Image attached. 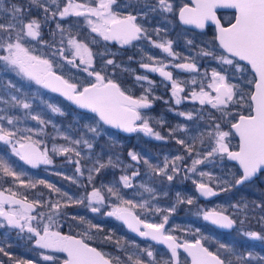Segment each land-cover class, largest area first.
I'll use <instances>...</instances> for the list:
<instances>
[{"label": "snow or ice", "instance_id": "snow-or-ice-1", "mask_svg": "<svg viewBox=\"0 0 264 264\" xmlns=\"http://www.w3.org/2000/svg\"><path fill=\"white\" fill-rule=\"evenodd\" d=\"M55 3L56 0H53ZM85 3H73V0H66L63 7H57L56 11L50 9L39 3V0H29V8L25 9L22 5L13 4L8 8L3 7V0H0V12L3 16L0 17V51L5 52V55H0V61L14 71L22 78L34 82L36 85L44 89H48L53 93H59L68 101L78 106L81 109L89 110L98 117V121L104 125H109L113 128L123 130L127 133L143 132L145 135L154 136L156 139H164L159 132H155L149 126L147 119L142 117L141 109H146L151 106L149 94L151 89H147L144 95L134 98L132 95L121 88L120 84L115 82L107 75L101 74L94 68L95 55H100L103 60V55L97 53L94 55L92 49L87 43L78 40L75 36L69 34L67 45L70 46L71 55L66 56L63 47L57 48L51 53L52 57H62L69 65L80 68L86 72L90 77H94L86 86L78 82H72L70 79H65L63 75L57 74L54 71L53 60L44 58L33 54V49L28 45L32 41H43L41 37V24L36 18H29L31 12V5H36L43 9L45 18L48 14L52 19L59 17L60 20H65L70 16L84 17L91 28L92 33H96L104 41H116L121 45H131L134 41H139L142 38H149L147 29L141 24L137 23L138 16H147V12H140L127 15H120L113 10V5L116 0H91ZM157 9L164 12H174L173 4L170 0H157V4L151 7V11ZM221 10H233V14L227 21L219 15ZM178 17L182 24L186 26H193L196 29L204 30L209 27H214L213 43L218 42V49L220 54L216 51L201 49L199 55L211 57L218 60L220 64L231 66L233 71L243 72L250 71L252 78L247 81L252 85L250 91L245 93L238 85L230 83L228 76L222 74L220 71L212 70L210 76V83L205 86L201 85L200 91L193 90L190 96L184 97L199 101L200 105L210 104L212 108L217 109L222 117H231L228 121V130H223L219 122L212 125L213 131L207 133L210 137V150L204 154L203 158L192 160L190 171L196 172L197 165L202 164L205 160L216 156L220 158H227L237 163L240 169V175L234 180L233 186L242 185L247 181H251L254 177L264 174V0H188L182 6H178ZM95 18L93 20L92 18ZM7 21V22H5ZM56 29L61 34L60 44H64V32L66 31L62 25L57 22ZM159 33V29L155 30ZM55 36V33H53ZM96 40L93 39L92 43ZM155 43V42H153ZM193 41L189 40L188 44ZM54 47V45H50ZM155 47L160 48L170 57L179 58L177 53L173 52L172 42L155 43ZM156 58L149 57V60L154 61ZM186 59V58H185ZM77 60L79 63H77ZM104 65H115L113 59L104 60ZM119 67V65H115ZM140 67L148 69L151 72L159 73L162 77L172 82V96L175 97V103L179 105L181 100V93L184 88L180 83L173 78L171 71H166V66H153L150 63H141ZM183 71L198 73L199 68L195 62H184L174 65ZM207 75V73H205ZM138 81H148L149 85L153 82L148 80L147 76H137ZM195 84L196 80L193 79ZM10 88L15 89L16 85L11 81L8 82ZM19 91V89H17ZM12 101L22 106L23 109H30L31 105L24 100L12 96ZM230 105H238L243 111H236L233 113ZM48 107L54 113L63 114L61 109L55 105L49 104ZM179 115L186 116L188 120L193 119L191 112H181ZM0 117V120H3ZM31 119L38 121L40 125H44L46 121L40 115H32ZM215 119V118H213ZM139 122V124L137 123ZM7 124L13 125L14 118H7ZM179 128V126H178ZM89 130L99 135L97 127H90ZM176 130L170 129V132ZM32 129H24L21 131L18 128H6L0 123V141L7 145H11V151L21 160L37 168L40 165H51L53 160L49 157L48 149L41 147L43 141L33 139L29 133ZM238 138V143L231 147V139ZM65 139H69L67 136ZM176 142L183 145L187 154L191 156L194 148L191 142L186 143L184 139H177ZM202 142V141H201ZM84 143L89 149L93 144L88 140H71V146L54 147L52 152L67 155L74 153L79 157L80 152L76 150L75 145ZM128 155L132 161L147 165L149 170L155 174L164 176L168 181H172L174 175L180 172V168L176 162L181 161L183 157L177 155L171 161V169L169 170L168 158H165L163 166L153 165L148 159L142 158L139 154L130 151ZM199 155V154H198ZM79 165V160L76 161ZM119 164V160L113 161L111 158L107 163L97 159L92 168L87 169L89 182L93 179V173L99 174L105 167H115ZM129 167H132L131 165ZM76 172L80 175L84 173L78 166ZM0 173L4 176L13 177L20 181L21 176L25 175L23 172H17L12 165L5 159L0 158ZM140 173L134 170L131 175H122L119 181L122 182L123 187L133 188L132 183L134 177ZM201 177L211 176L209 173L200 172ZM75 182V180H74ZM37 184L45 185L53 192L61 194L66 197V202L62 205L60 200L53 202L52 200H43L40 198L41 193L32 203H26L27 197L24 200L14 198V195L5 196L0 192V218L3 222L0 227L5 224L19 229L21 232L25 230L29 233V239H35V244L40 249L49 250L51 253H64L66 258L63 259L62 264H112V260L96 247L91 246L86 242L85 238H78L76 235L64 234L58 230V225L54 217L61 214V208L66 207L68 203H84L87 199V206L92 212H99L100 207L105 203V196L102 195L99 188L93 187L92 191L86 195L73 200V197L68 193H61L59 188L53 184L40 179L36 182H29L26 187L36 188ZM87 187L86 185H83ZM106 192L109 196H115L118 203L114 204L110 211H106L109 217H115L117 220L123 221L129 229L138 233L142 237H149L153 241L167 245L171 251L172 258L175 264H180L178 258V249H183L191 258V264H233L230 259L222 258L219 251H210L201 242V239H196L194 242H181L177 237L166 232L165 225L168 222V215H164L161 222H148L141 219L139 215L131 211V208L140 207L142 209L151 211L152 205L145 200L141 204H136L132 199H124L116 186H105ZM148 193H154L151 187L141 185ZM197 189L202 196L211 197L218 193L208 183L201 182L197 184ZM227 191V188L221 189ZM179 197V194H177ZM178 202H186L192 204L193 200L188 198L186 201L178 200ZM5 205L14 206L12 209H6ZM98 205V206H93ZM18 206V207H15ZM47 207L51 214L46 215L43 211H37V208ZM239 207V206H237ZM247 208V204L244 205ZM264 210V205H258ZM160 211L159 208L155 209ZM174 208L168 209V213L174 211ZM33 213H35L33 215ZM47 220L46 223L43 221ZM75 218V217H74ZM83 222V218H80ZM203 219L210 221L212 224L220 228L231 229L237 223L229 215L224 214L223 210L211 209L203 212ZM264 219V218H262ZM35 222V223H34ZM243 224V221H241ZM91 227H98L91 225ZM199 232V229L196 230ZM244 235L255 239L264 241V234L256 231H246ZM107 239H110L107 238ZM219 249L225 250L231 255L235 256L239 264H248L243 255L236 254L234 250L226 244L221 243ZM0 253L5 256L9 255L4 247H0ZM43 255V254H42ZM148 257H153L151 251H146ZM252 253H248L251 257ZM46 261H56L58 258L54 255H43ZM132 264H144L140 258L129 256ZM155 258L153 257V262ZM18 264H31V261H20ZM171 264V262H167Z\"/></svg>", "mask_w": 264, "mask_h": 264}, {"label": "flooded vegetation", "instance_id": "flooded-vegetation-1", "mask_svg": "<svg viewBox=\"0 0 264 264\" xmlns=\"http://www.w3.org/2000/svg\"><path fill=\"white\" fill-rule=\"evenodd\" d=\"M57 1H66V0H56L55 3L50 5L49 7L50 12L56 11L57 7L61 6ZM73 1L77 3L90 2L91 6H94V3H92L91 0H73ZM170 2L173 4L174 7V12L172 13L164 12L159 9H157L156 11H151L150 10L151 7L157 4V0H116V4L113 5V10L118 12L120 15H127L129 12H131L132 14H137L142 11L147 12V16H143V15L138 16L137 23L141 24L145 29H147L149 38H142L139 41H134L133 44L131 45H121L116 41H104L96 33L91 32L90 26L83 17H76V18L68 17L65 20H60V19H52L49 13L48 18L46 19L43 9L36 5H31V12L29 14V17L36 18L40 22L42 29V39L43 41L47 42V43L40 42V44L43 45L46 51L45 57L53 60V64L55 65L54 71H56L57 74L63 75L65 79H70L72 82H78L79 84L85 86L94 79V77H90L86 72L82 71L83 66H81L80 68L73 67L72 65H69L67 61L63 60L62 57L59 56L52 57L51 53L60 47H63L65 49L64 54L66 56L71 55L70 46L67 45V39L69 37V34H71L72 36H75L78 40H82L83 42L87 43L88 46L92 49L94 55L97 53L104 54L103 60L101 59L100 55H95V60H94L95 70L101 71V74L107 75L115 82L119 83L121 88L124 89L127 92V94L132 95L134 98H138L141 95H144L145 91L150 88L151 92L149 94V100L151 101V106L146 109H141L140 110L141 115L142 117L148 120L149 126L152 127L155 132H159L160 135L164 137V139L158 140L154 136H148L145 135L143 132L140 133L139 131L135 132L133 136H126L106 127L105 125H103V123L99 121H98L99 122L98 125H101L103 128L109 129L112 132H115L118 135H120L126 144H132L133 142L139 144L141 150L140 155L145 156L148 159L154 160L153 162L154 165L163 166L165 162V158L171 159L177 155L183 157L182 165L184 167V170H186L187 164H184L183 161L186 160L189 161V159L193 158V156H196V154H200V155L203 154L201 143L204 142V140L206 139L207 133L209 132L208 129H211V125L218 122V117L221 116V113L220 112L218 113L216 109H212L210 105L201 106L199 103L196 102L187 101V103L177 105L175 103L174 96H172V82L162 77L159 73L151 72L148 69L140 67V65L141 63H150L153 66H160L161 64L165 65L166 66L165 70L171 71L173 74V78L180 83L181 87L184 88V92L181 93L180 95L186 97V96H190L193 90L200 91L201 85L203 84V82H205L204 80L208 76V74L205 75V73H208L207 71L213 65V61L211 57L199 55L200 50L201 49H205L209 51L214 50L216 51L217 55L220 54V50L218 49L217 46L218 43L217 42L213 43V37L215 31L214 27H209L206 28L204 31H199L194 28L186 27L180 23L177 14L178 6H182L184 3H187L188 0H170ZM29 6H30L29 4L27 3L25 4L26 9H28ZM232 14L233 11H224V12L220 11L219 13V15H221L224 18L225 22L227 21L228 18L232 16ZM93 19L95 20L94 17ZM57 22H59L62 25V27L66 30L63 36L64 44L59 43V41L61 40V34L56 29ZM156 29L160 30L159 33L155 31ZM53 33H55V36H53ZM93 39L96 40L95 43H92ZM189 40L193 41L191 45L188 44ZM166 41L172 42L173 52L177 53L179 55V58L170 57L167 53L163 52L162 49L155 47V43H165ZM50 45H54V47H50ZM149 57H154L156 59L152 61L149 60ZM107 59H113L115 61V65H119V67H116L115 65L105 66L103 61ZM184 62H195L197 64V67L199 68V72L192 73L174 67L175 64L184 63ZM77 63H79L78 60ZM137 76H147L148 80L152 81L153 83L149 85L148 81H138L136 79ZM193 79L196 80L195 84L192 83ZM204 86H206V83L204 84ZM181 112H185V113L191 112L193 114V119L192 120L185 119V116L179 115V113ZM80 113L90 115L83 112ZM137 123L139 124V122ZM170 129L176 131L170 132ZM178 138L184 139L186 143L188 142L192 143L194 150L191 156L187 154L183 145H180L176 142ZM234 140L236 141V143H238L237 138H234ZM128 150L130 152V149ZM224 161L225 163L223 164L224 166H226V164L228 163L227 159L225 158ZM56 167L59 170V167L58 166ZM37 168L41 169L42 167H37ZM37 168H32V169L35 170ZM144 170H147L148 173L151 172L147 165H145ZM209 170H211L210 173H213V175H217L216 176L217 180H219V183H221L220 185L224 186L226 184L225 181L226 177H222L223 175L222 172L220 173V177H218L219 171L217 166L214 169H209ZM263 175L264 174H261V176L256 180H254L252 183H247L238 190H241L246 186H250L258 182V180ZM156 176L157 175L153 174V181L151 185L154 184L153 182L155 183L157 182ZM180 185H182L184 190L185 189L195 190L194 185L189 184L188 180L185 178V174H184V180ZM215 191L218 192L219 195L221 194V192L217 190V188L215 189ZM194 193H195L194 195H196V197L199 200L203 201L204 203H211V201L215 200L219 196L218 195L217 197L209 200L203 199L197 193V185H196V192L194 191ZM47 197L48 199L51 200L50 195H48ZM210 205L211 204H208V207ZM77 210L79 211V208H77ZM34 214L35 213H33V215ZM50 214L51 211L48 208L46 215H50ZM54 219L56 223H60L61 232L64 234H69V233H65L66 230L65 228H67L64 227V223H66L65 220L61 221L58 217H54ZM43 222L44 223L47 222L46 218ZM236 228H237V224H236ZM10 230H8L7 227H0V239L5 238L9 235H14V237H20V236L25 237L26 235H29V233H26L25 231L21 232L19 229L16 228ZM242 231H244L243 228ZM222 233H226V232H222ZM71 235H75V234H71ZM76 236L81 237L78 235ZM142 242H147V241H142ZM147 243L153 245L150 242ZM164 250L168 253L166 249ZM37 251L40 252L36 253ZM41 253L45 254V251L38 248L30 249L29 256L31 258L29 260L33 264H62L63 259L66 258V256L63 253H55L51 255H54L58 258L56 261H46L44 259H41L42 256ZM183 257H185V259L187 258L183 253H181L180 264H181V259H183ZM169 260L173 261L170 255H169ZM188 264H189V260H188Z\"/></svg>", "mask_w": 264, "mask_h": 264}, {"label": "rangeland", "instance_id": "rangeland-1", "mask_svg": "<svg viewBox=\"0 0 264 264\" xmlns=\"http://www.w3.org/2000/svg\"><path fill=\"white\" fill-rule=\"evenodd\" d=\"M21 2L23 3V5L21 4ZM57 2L61 5L60 7H63L62 5H64L66 3V1H57ZM26 3L29 4V0H3V7L8 8L13 4L22 5L25 7ZM39 3H42L49 8L50 5L53 4L54 2H53V0H39ZM73 3H77V2L73 1ZM2 16H3V13L0 12V17H2ZM70 17H75V16H70ZM56 19H59V17H57ZM5 22H7V21H5ZM40 32H41V37H42V29L41 28H40ZM28 46L33 49L34 55H39V56L46 58L45 57L46 51H45L43 45L40 44L39 41H32L31 44H29ZM5 54H6L5 52L0 51V55H5ZM212 61H213V65L207 71L208 76L204 80L205 82H203V84H202L203 86L205 83H206V86L208 83H210L211 72L214 68L216 71H220L222 74L228 76L229 82L238 85V87L240 89H242L245 93H247L248 91L251 90L252 85L247 83V81L252 78V75L249 71L246 70L243 72H236V71H233L231 66L220 64V62L218 60H215V62H214V59H212ZM216 62H217V64H216ZM1 63L4 66L3 70L5 72L4 73L0 72V104H2V103L6 104V102L8 100H12V96H16L18 99L22 100L23 96L26 95V93L28 92L27 90L34 92V90H37V89L40 91V88L43 90V92L40 93L41 96L43 98H46L45 92H44V91H46L45 89H43L39 85H36L34 82L28 81V80L22 78L21 76L17 75L14 71H12L10 68H8L4 64L3 61H0V64ZM54 68H55V65H54ZM11 74H13V78H12ZM4 76L6 79H3ZM9 81H11L13 84L16 85L15 89L10 88L8 86ZM21 83L22 84L26 83L25 85H23L25 88L21 87ZM206 86H205V88H206V90H208ZM17 89H19V91H17ZM196 92H199V91H196ZM184 97L185 96H181L182 102L180 104L187 103V101L199 103V101L191 100V99H185ZM27 103H29V102H27ZM209 105L210 104H208V105L205 104V105H201V106H209ZM229 108L232 109L233 113H235L236 111H243V109L238 105H230ZM212 109H214V108H212ZM216 111L219 113V111L217 109H216ZM1 113H2V110L0 108V114ZM55 115L61 116L63 114L55 113ZM1 117H3L4 119L0 120V123H2L4 126L6 124V127L8 126V128H19L14 124L13 125L7 124L8 116L6 117L5 114L1 115ZM20 118H22V117H20ZM76 118H78V117H76ZM185 119H187L186 116H185ZM230 119H231V117H222V116L218 117V122H220L221 128L223 130H228V121ZM22 120H23V118H22ZM22 120L20 123V127H21L20 130L23 131L26 128L30 129L29 127L22 124ZM74 120H76V119H74ZM23 121L26 122V119H24ZM27 122H30V119L27 118ZM212 125H211V129H208L209 132L213 131ZM95 127L98 128L99 135L91 132L90 130H87V136L90 134L89 142H91L94 146L91 149H89L87 147V145H85L84 143H81L79 145H75L76 150L80 152V156L77 157V156L73 155L72 159H69V160L67 158L65 159L64 158L65 155H63V154L52 152V149L54 147H59V146H68V145L71 146V144L68 142H70L71 140H74V139H72L73 137L70 136L71 135L70 133H72V132L62 134L59 137V139H61L60 145H57L55 143H51V139H49V138L42 137V134H43L42 130H39L40 133H38V134L36 132H33V133L31 132L33 139L43 141V144L41 145V147H45L48 144L51 145L50 147H47V149L49 150L48 154H49V157L53 160V163L51 165H47L48 170H50L48 172V174L49 175L52 174L51 178H53V179L55 178V180H58L59 182L63 183L64 186H66L72 190V191L70 190L72 192L70 195H71V197H73V200L81 198V197H86V195L92 191L93 187L99 188L101 190L102 195L105 196V203L103 206H99L100 207L99 212H92L90 210V208L87 206V204H88L87 199H85L84 203H82L81 207L79 208V211H81L82 213H83L82 208H84L83 209L84 212L85 211L88 212L89 216H96V218H98V219L102 218L104 220L110 219V220H116L117 221V219L115 217H109L105 214L106 211L111 210V208L114 204L118 203V200L115 196H109L108 195V193L106 192L105 186H116V188L119 189L120 194H121V196H123L124 199H132L136 204H141L145 200L150 202V204L152 205L151 211L142 209L140 207H135V208L130 209V210L134 211L135 213H137L141 219L147 220L148 222L159 223V222H161L164 215H168V217H169L168 222L165 225L166 232L171 234V235H174L180 241H190V240H187L185 238L191 236V233H193L192 229L191 230L186 229L182 232H178L182 229L179 227V219L180 218L182 219V216L180 217V214H179L180 210L182 211V209H184V211L186 210V212H187V213H185V215H187V216L184 220H187L190 218H197L200 220H204L203 219V212L204 211L211 210V209L215 208L217 210H223L224 212H226L228 208H233L232 207L233 205L226 204L227 202L226 203L223 202V204H222V201H221V202L213 203L208 207L207 210L201 211L200 209H197L196 207H194L193 203L188 204L186 202H183V203L178 202V200L186 201L188 198H191L194 201L195 198L192 195L193 191L196 192V185L198 183H201V182L208 183L209 186L213 187L215 190L221 183H219V180H217V177H216L217 175H213V173H210L211 170H209V169H214L216 166L218 168V171L220 173L222 172V174H223L222 177H226L225 181L231 180L232 182H234V180L237 179L236 177L232 176V174H231L232 172L229 171L228 168H226V166H224L223 163H225V161H224L225 158L222 159V158L216 157V156L210 158L209 160H205V162L202 164L197 165L196 166L197 167L196 172L190 171L191 166H192V160L197 159V158H203L204 154H206L207 151L210 150L211 141H210V137L208 135L206 136V139L204 140V142L201 143V146L203 149V151H202L203 154L202 155L196 154V156H193V158H190L189 161L188 160L183 161L184 164H187L186 170H184V167L182 165V160L177 161L176 164L180 168V172H178L177 174L174 175V178L172 181H168L164 176L157 175L156 176L157 182L156 183L153 182L154 184L151 185V183L153 181V174L151 172L148 173L147 170H144L145 165L142 163H138L136 161H132L131 157L128 155L129 152H126L125 158H124L123 154H120V153L117 155L112 154V153H114V150L116 148H118V145L120 144L119 140H117V138L114 135L110 136L109 133L107 131H105L104 129H102L101 127H99V126H95ZM79 131L80 130H78L74 134L79 133ZM66 136L69 139L66 140L65 139ZM230 139H231V145L230 146L234 147L236 144V141L234 140V138H230ZM78 140H82V139H78ZM0 142H2V141H0ZM2 143H4V142H2ZM96 144H97V146H95ZM119 146H121V145H119ZM10 147H11V145H10ZM139 148H140V146H139ZM83 149H85V151H83ZM94 151L97 152V155L95 154ZM68 154H70V153H68ZM141 157L148 159L147 157L142 156V155H141ZM0 158H4V156L0 155ZM109 158H111L114 162L119 160V164L115 167H112V166L105 167L104 169L101 170V172L99 174L93 173V179L91 182H89L87 179V176H88L87 169L92 168L97 159L101 160L104 163H107V160ZM18 159H20V158L18 157ZM173 159L174 158L168 159L169 170L171 169V161ZM77 160H79V165L76 164ZM148 160L151 164L154 165V163H153L154 160H152V159H148ZM21 161H23V160H21ZM23 162H25V161H23ZM25 164H26V166L33 168L31 165L27 164L26 162H25ZM130 165L132 167H129ZM56 166L59 167V170ZM78 166L81 168V171L84 173L83 175H80L79 173L76 172V168ZM142 167H143V169H142ZM134 170H138L140 173L138 176L134 177V179L132 181L134 187L133 188L123 187L122 182L119 181L120 176L131 175V173ZM32 171H35V170L32 169ZM200 172L209 173L211 176V179L209 178V176L201 177L199 175ZM220 173L218 174V177H220ZM184 174H185V178L188 180L189 184L194 185L195 190H192V189H190V190L185 189L184 190L182 185H180V184H182V182L184 180ZM74 180H75V182H74ZM258 181L260 184L254 183V184H252L250 186H246V187H244L238 191L241 196H244L245 198L247 197L252 202V203L248 202L249 203V205L247 206L248 210L252 209V208H250V206H252V204H254V202H255V205L257 207L261 203V200L264 199V175ZM83 185H86L87 187H84ZM141 185H144L145 187L153 188L154 193L146 192L143 187H140ZM181 188H183V189H181ZM53 194H55V192ZM177 194H179V197L177 196ZM57 198H59V197H57ZM66 199H67L66 197L61 196L60 199H57V200H63V202L61 201V204L63 205L66 202ZM71 204H73V203H68V205H71ZM68 205H67V207H68ZM93 206H98V205H93ZM13 207L14 206H11V205L5 206L6 209H12ZM15 207H18V206H15ZM182 207H184V208H182ZM156 208H159L160 211H156L155 210ZM170 208H174L175 210L172 211L171 213H168L167 210ZM63 209H64V207L61 208V211ZM81 215H84V213ZM2 222H3V220H2V218H0V223H2ZM80 223L82 224V222H80ZM56 225L59 226L58 230L61 231L60 230V223H56ZM242 225H244V222ZM4 227H7L8 230L15 229V228H12L6 224ZM187 230H189V231H187ZM25 232L27 233L26 230H25ZM175 232H177L180 235V237H179V235L175 234ZM86 233H89V232H86ZM241 234L244 235V231H242ZM87 235L89 237L94 238V236L92 234H90V235L87 234ZM81 237L84 238L83 236H81ZM24 238L28 239V241L31 243L30 246L33 249L34 248L40 249L38 246H36L34 238L29 239V235H26ZM190 242H192V241H190ZM127 244L128 245L131 244L132 247L129 245V247H131V248H134L136 246L131 242H128ZM206 247H208V246H206ZM208 249L210 250V247H208ZM41 250L45 251V254L43 253V255L55 254V253L49 252V250H45V249H41ZM146 251H151L153 253V257L155 258L154 262H153V257H148L146 255ZM210 251H212V250H210ZM39 252L40 251H37L36 253H39ZM41 255H42V253H41ZM43 255L41 256V259H43ZM163 255H164V252L162 250H158L156 248H152L151 246H147V247L141 248L139 251H137L135 258H137V257L140 258L144 262V264H167V262H171V264H174L173 261L164 257Z\"/></svg>", "mask_w": 264, "mask_h": 264}, {"label": "trees", "instance_id": "trees-1", "mask_svg": "<svg viewBox=\"0 0 264 264\" xmlns=\"http://www.w3.org/2000/svg\"><path fill=\"white\" fill-rule=\"evenodd\" d=\"M21 4L23 5L22 2ZM3 67L4 66L1 63L0 72L2 73L5 72L3 70ZM11 76L13 78V74H11ZM3 79H6L5 76L3 77ZM25 84L21 83V87L25 88L23 86ZM27 91L28 92L23 96L22 100L29 103L31 102L30 109H23L22 106L16 104L12 100H8L6 104H0V108L2 110L0 117L1 115L5 114V116H8V118H14V125L19 127L18 129H21L20 123L22 118L23 120L26 119V122L22 120V124L32 129V133L36 132L38 134L40 133L39 130H42V137L49 138L51 139V143L60 145L61 139H59V137L62 134L70 132L72 133H70L71 135H69L73 137L72 139L74 140L82 139L89 141L90 134L87 136V130H89L90 127L99 126L107 131L110 136H116L117 140H119L120 142V144H118L121 146L118 145V148H116L114 150V153L112 154L117 155L120 153L123 154L125 158L126 152H129L128 149L139 155L141 154V150L139 148L140 145L134 142L132 144H126L120 135L112 132L109 129L103 128L101 125H98L99 122L97 118H95L94 116L82 114L74 110L62 98L48 93L47 91H44L46 98H43L40 94L41 92H43L41 88L40 91L38 89L34 90V92L30 90ZM49 104L58 106L61 109L63 115H55V113L52 112L48 107ZM32 115H40L46 121V123L44 125H40L38 121L31 119ZM27 118L30 119V122H27ZM6 128H8V126ZM78 130H80L79 133L74 134ZM30 135L32 134L30 133ZM50 146L51 145L48 144L45 147L47 148ZM95 146H97V144ZM83 151H85V149H83ZM94 152L97 155V152ZM0 155L4 156L3 159H5L10 165H12V167L17 172L25 173V175L21 176L20 178L24 181V184H21L20 181L15 180L13 177L4 176L2 173H0V190L13 193L23 199L27 197V200L31 202H33L34 199L40 196L41 193L43 195L40 196V198L43 200H48V195L51 196V200L53 202H55L57 199H60V197L62 196L61 194H53L54 192L51 189H48L45 185L37 184L36 188L25 186L29 182L34 183L37 180L43 179L48 183L53 184L56 188H59L61 190V193L66 192L69 196H71L70 194L72 193V190L70 188L64 186L63 183L55 180V178H51L52 174H48V172L50 171L48 170V166H44L41 169L37 168L35 169V171H32V168L26 166L25 162L18 159V157L11 151L10 145L2 142H0ZM73 155L75 154L70 153L65 155L64 158H67L69 160L72 159ZM226 168H228V170L232 172V176L236 178L239 177L240 172L235 165L227 163ZM256 184H260L259 181L256 182ZM233 185L234 182H232L231 180L226 181V184L224 186L219 185L217 187V190H219L221 194L215 200L211 201V203H204L203 201L199 200L196 195H194V191L192 194L195 198V200L193 201L194 207L200 209L201 211L207 210L208 204L220 202L221 200L222 202H227L226 204L233 205V208H228L226 211L237 221V228L233 233L228 234L219 232L209 226L205 220H200L197 218L184 220L187 216L185 215V213L187 212L186 210L184 211V209H182V211L180 210L179 212L180 217L182 216V219L178 218L180 220L179 227L182 229L178 232H182L186 229H192L193 233H191V236L185 239L195 241L196 239L203 238L201 240L206 246L210 247V250H212L213 252L219 251V254L222 256V258L232 260L233 264H239V262L236 261L235 256L231 255L225 250L219 249V245L221 243L229 245L236 254L243 255L248 264H264V241L255 240L241 234L242 228H244V232L256 231L264 234V219H262L264 218V210H262L258 206L256 207L255 202L254 204H252V206H250V208L252 209L248 210L247 208H245V204H247L248 206L249 203L252 202L247 197L245 198L244 196H241L238 192L239 190L236 189ZM224 188H227L228 190L222 191L221 189ZM61 201L63 202V200H60V202ZM259 205H264V199L261 200V203ZM80 207L81 204L73 203L71 205H68V207H64V209L61 211V214L59 216H56L61 221L65 220L66 223H64V227H67L65 228L66 230L64 229L65 233L83 236L86 239V242H88L92 246H95L101 251L103 250L102 252L105 253L112 260V262L116 264H132V261L129 260L128 257L131 256L133 257V259H135L137 251L147 246L162 250L164 252L163 256L169 259V255L164 249L150 245L147 242L137 240V238L128 234V232L124 230L125 228L118 220H104L102 218L98 219L96 218V216H89L88 212H84V210H82L84 215H81L83 213L77 210V208ZM38 211H43L46 213L48 211V208L38 207ZM81 217L83 218V222L80 219ZM241 221L244 222V225L241 224ZM80 222H82V224ZM91 225H97L98 227H91ZM197 229H199V232L196 231ZM87 234H92L94 238L89 237ZM175 234L179 235L177 232H175ZM109 237L110 239H107ZM128 242H131L136 246L134 248H131L132 246L131 244H129L131 246L129 247V245L127 244ZM30 245L31 243L28 241V239L22 236L14 237V235H9L6 238H1L0 247H4L5 251L8 252L9 255L5 256L3 253H0V264H18V262L20 261H30L29 259L31 257L29 255L30 249H32ZM249 252L252 253L251 257H248ZM31 264L33 263L31 262ZM181 264H188V260L183 257V259H181Z\"/></svg>", "mask_w": 264, "mask_h": 264}, {"label": "water", "instance_id": "water-1", "mask_svg": "<svg viewBox=\"0 0 264 264\" xmlns=\"http://www.w3.org/2000/svg\"><path fill=\"white\" fill-rule=\"evenodd\" d=\"M221 11H233V10H221ZM181 23V22H180ZM182 24V23H181ZM182 25H184V24H182ZM184 26H186V25H184ZM186 27H190V28H194V29H196L195 27H193V26H186ZM196 30H199V31H204V30H200V29H196ZM218 43V42H217ZM46 91H48V92H51L50 90H48V89H45ZM51 93H53V92H51ZM54 95H56V96H58V97H60V98H62L64 101H66L73 109H75V110H77V111H80V112H83V113H87V114H90V115H93V116H95L96 117V115L94 114V113H91L89 110H86V109H81V108H79L78 106H76L75 104H73L71 101H68L65 97H63V96H61L59 93H53ZM98 118V117H97ZM102 123V122H101ZM104 125V124H103ZM106 127H108V128H110V129H112V130H114V131H117V132H119V133H121V134H123V135H126V136H133L134 135V133H127V132H124L123 130H120V129H116V128H113V127H111V126H109V125H105ZM238 139V138H237ZM227 159V158H226ZM227 162L228 163H231V164H233V165H235L237 168H238V170L240 171V169H239V167H238V165H237V163L236 162H234V161H231V160H229V159H227ZM43 166H45V165H40L39 167H43ZM261 176V174L260 175H258V177H254L251 181H247V182H245L244 184H242V185H238V186H235V188H237V189H239V188H241L243 185H245V184H247V183H252L254 180H256L257 178H259ZM0 192H2L5 196H11V195H13V193H9V192H5V191H2V190H0ZM197 193H198V195L201 197V198H203V199H206V200H209V199H212V198H215V197H217L218 195H219V193L217 194V195H215V196H211V197H205V196H202L201 194H200V192L198 191V189H197ZM14 198L15 199H18V200H24L23 198H21V197H19V196H17V195H14ZM26 203H32L31 201H28V200H26L25 201ZM136 214V213H135ZM224 214H226V215H229V214H227V213H224ZM230 216V215H229ZM231 217V216H230ZM232 218V217H231ZM233 219V218H232ZM120 221V220H119ZM122 224H123V226H124V230H126L130 235H132L133 237H135V238H137V239H139V240H141V241H147V242H150V243H152L153 245H155V246H159V247H162V248H164V249H166L167 251H168V253H169V255H170V257H171V259L173 260V263L175 264V260L172 258V255H171V251L167 248V245H165V244H162V243H159V242H157V241H153V240H151V238H149V237H142V236H140L138 233H135V232H133L131 229H129L128 227H127V225L123 222V221H120ZM207 222V224H209V226H212L213 228H215L216 230H218V231H221V232H226V233H231V232H233L234 231V229L236 228V224L234 225V227L233 228H231V229H225V228H220L219 226H217V225H214V224H212L210 221H206ZM78 238H81V237H78ZM181 242H183V241H181ZM189 243H191L190 241H188ZM194 242V241H193ZM202 242V241H201ZM203 243V242H202ZM204 244V243H203ZM92 246V245H91ZM204 246L206 247V245L204 244ZM94 247V246H93ZM208 248V247H207ZM98 249V248H97ZM99 250V249H98ZM100 251V250H99ZM181 253H183L187 258L186 259H188L189 260V264H191V258L188 256V254L181 248V249H178V258H179V262H180V254ZM64 254V253H63ZM65 256H66V254H64ZM112 264H116V263H114V262H112Z\"/></svg>", "mask_w": 264, "mask_h": 264}]
</instances>
